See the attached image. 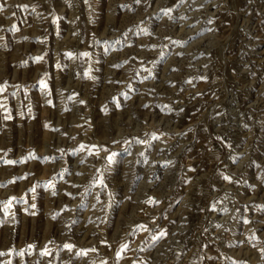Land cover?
I'll use <instances>...</instances> for the list:
<instances>
[{
    "label": "rangeland",
    "instance_id": "1",
    "mask_svg": "<svg viewBox=\"0 0 264 264\" xmlns=\"http://www.w3.org/2000/svg\"><path fill=\"white\" fill-rule=\"evenodd\" d=\"M0 264H264V0H0Z\"/></svg>",
    "mask_w": 264,
    "mask_h": 264
}]
</instances>
